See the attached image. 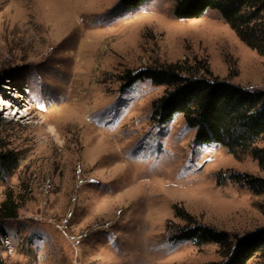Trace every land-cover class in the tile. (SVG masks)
<instances>
[{
  "label": "rangeland",
  "instance_id": "1",
  "mask_svg": "<svg viewBox=\"0 0 264 264\" xmlns=\"http://www.w3.org/2000/svg\"><path fill=\"white\" fill-rule=\"evenodd\" d=\"M38 1L0 0V129L18 158L0 179V203L11 192L19 206L16 219L0 223V257L223 264L218 245L171 236L198 225L232 236L263 229L264 196L229 178L263 177L258 162L195 145L182 116L156 125L152 106L164 88L142 80L123 91V84L128 74L185 62L264 91V56L215 11L176 19L172 0L128 10L119 0H44L47 19Z\"/></svg>",
  "mask_w": 264,
  "mask_h": 264
},
{
  "label": "trees",
  "instance_id": "2",
  "mask_svg": "<svg viewBox=\"0 0 264 264\" xmlns=\"http://www.w3.org/2000/svg\"><path fill=\"white\" fill-rule=\"evenodd\" d=\"M152 0H119L121 9H136ZM173 15L179 20L202 18L215 11L249 48L264 56V0H172ZM185 62L145 68L124 79L123 91L142 80L163 87V95L153 102L151 120L165 125L182 116L195 131L198 146H220L236 159L251 156L264 173V91L249 90L222 80ZM208 71V70H207ZM1 125V123H0ZM1 127V126H0ZM0 129V179L10 176L18 158L6 149ZM262 143V146L259 144ZM229 178L246 186L255 196H264V176L234 173ZM19 206L9 192L0 203V223L18 217ZM172 241H191L197 246L216 244L224 250L223 264H248L256 257L264 260V228L243 236L198 225L178 228ZM0 264H6L0 257Z\"/></svg>",
  "mask_w": 264,
  "mask_h": 264
},
{
  "label": "bare ground",
  "instance_id": "3",
  "mask_svg": "<svg viewBox=\"0 0 264 264\" xmlns=\"http://www.w3.org/2000/svg\"><path fill=\"white\" fill-rule=\"evenodd\" d=\"M45 1L44 0H39L38 1L39 3L37 2L36 7H37V10H38L39 15L40 16H44L47 19L48 13H47V16L45 14H46V12H49V9L46 10L47 9V6H46L47 3ZM59 6H60L59 2L56 1V3H54V8L60 11V7ZM50 17H52L53 19H55V18L58 19V16L57 15H53V16H50ZM52 18H50V19H52ZM41 19H42V17H41ZM39 28L41 29L42 27H39ZM3 88H7V87H3Z\"/></svg>",
  "mask_w": 264,
  "mask_h": 264
}]
</instances>
